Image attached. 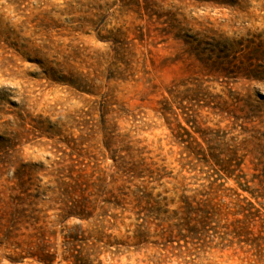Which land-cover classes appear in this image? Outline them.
Instances as JSON below:
<instances>
[{
    "label": "rangeland",
    "instance_id": "rangeland-1",
    "mask_svg": "<svg viewBox=\"0 0 264 264\" xmlns=\"http://www.w3.org/2000/svg\"><path fill=\"white\" fill-rule=\"evenodd\" d=\"M0 264H264V0H0Z\"/></svg>",
    "mask_w": 264,
    "mask_h": 264
},
{
    "label": "trees",
    "instance_id": "trees-1",
    "mask_svg": "<svg viewBox=\"0 0 264 264\" xmlns=\"http://www.w3.org/2000/svg\"><path fill=\"white\" fill-rule=\"evenodd\" d=\"M251 202L249 203V204H247V205H242L241 204V208L243 209V211H246V210H249L250 212H251ZM53 256V253H47L46 255H45V257H46V261H50V259H51V257Z\"/></svg>",
    "mask_w": 264,
    "mask_h": 264
}]
</instances>
